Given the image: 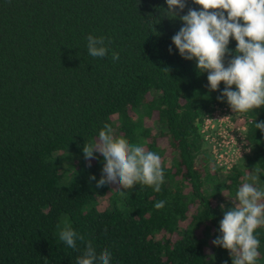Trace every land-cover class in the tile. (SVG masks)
Segmentation results:
<instances>
[{
	"label": "trees",
	"instance_id": "trees-1",
	"mask_svg": "<svg viewBox=\"0 0 264 264\" xmlns=\"http://www.w3.org/2000/svg\"><path fill=\"white\" fill-rule=\"evenodd\" d=\"M186 3L181 15L199 10ZM166 7V0H0V264H76L88 243L97 254L108 249L110 264H232L229 251L212 244L232 207L229 200L221 209L219 200L246 182L264 190V133L255 127L264 106L238 112L248 121L249 154L226 173L212 160L208 166L199 125L213 105L229 106L217 100L224 83L209 91L208 73L179 55L171 38L183 25L165 17ZM89 35L105 38V57L88 55ZM228 47H236L231 37ZM105 124L160 155L159 192L137 184L122 196L89 180L100 179L104 161L94 153L86 166L82 149ZM62 159L77 162L68 178ZM65 222L84 237L75 248L59 239ZM254 235L256 264H264V227Z\"/></svg>",
	"mask_w": 264,
	"mask_h": 264
},
{
	"label": "clouds",
	"instance_id": "clouds-1",
	"mask_svg": "<svg viewBox=\"0 0 264 264\" xmlns=\"http://www.w3.org/2000/svg\"><path fill=\"white\" fill-rule=\"evenodd\" d=\"M192 3L199 5V10L188 7L187 13L181 15L187 7L186 0H166L165 17L179 19L183 25L172 36V45L183 59H194L196 69L208 73L209 91H217L220 83H224L217 100L226 99L233 112L246 113L264 106V0H192ZM230 37L236 42L234 51L228 47ZM168 51L172 53L171 46ZM87 52L94 58L105 57L109 52L105 38L89 35ZM112 59L118 60L119 54L113 52ZM163 69L170 72L169 67ZM255 127L264 133V121L255 122ZM82 152L89 166L96 158L94 153L102 155L100 179L89 177L97 188L115 185L114 189L122 196L128 195L125 190L130 191L137 184L150 186L155 192L161 190L164 173L160 155L115 136L109 124L99 131L97 142L84 145ZM261 201L264 190L246 182L236 192L232 207L224 211L219 222L220 235L212 244L228 250L232 264H256L259 240L254 233L264 227ZM165 203L158 201L154 208L163 209ZM220 207L224 209L223 204ZM59 239L75 248L76 240L84 237L65 222ZM111 256L108 249L97 254L88 243L76 264H110Z\"/></svg>",
	"mask_w": 264,
	"mask_h": 264
},
{
	"label": "built area",
	"instance_id": "built-area-1",
	"mask_svg": "<svg viewBox=\"0 0 264 264\" xmlns=\"http://www.w3.org/2000/svg\"><path fill=\"white\" fill-rule=\"evenodd\" d=\"M247 122L227 105H213L203 116L199 125L202 145L217 167L228 171L237 159L249 154L244 139Z\"/></svg>",
	"mask_w": 264,
	"mask_h": 264
},
{
	"label": "rangeland",
	"instance_id": "rangeland-1",
	"mask_svg": "<svg viewBox=\"0 0 264 264\" xmlns=\"http://www.w3.org/2000/svg\"><path fill=\"white\" fill-rule=\"evenodd\" d=\"M111 119L112 120H114L115 119V116H111ZM151 123V129H152V132H153V134L154 133H156L157 134V131H158V127H156L155 126V123L153 122H151V120H147L146 121V124H150ZM113 134L116 136L117 135V133L115 132V130L113 129ZM157 142H158V145L159 146H164L165 145V139L164 138H162V137H159V138H157ZM202 155L203 156H205L206 158H207V161H208V166H210L211 165V158H210V156H209V154H208V152H207V148H206V146L205 145H202ZM246 156V155H245ZM244 157V156H243ZM242 158V157H241ZM241 158H239V159H237L236 160V162H238ZM92 161V160H91ZM68 162L69 161H66L65 159H62V160H59V163H58V167H59V171H63L64 172V168H65V172H64V176L66 177V178H68L69 176H71V170L73 169V168H75L76 167V165H77V162L75 161V160H72L71 162H72V167H70L69 165H67L68 164ZM83 162H84V164L86 165V166H89V164H88V161H86V159L84 158L83 159ZM221 171H222V173H226L227 172V170H224V169H222L221 168ZM107 187H109V188H112V189H114L116 186L115 185H107ZM239 189V188H238ZM108 196H109V192H106V194H104V196H98L97 197V206H98V208H103L104 207V205H105V203H106V201H107V198H108ZM223 197L225 198L224 200L223 199H221V200H219V203H221V205L223 204L224 206H225V202H227V201H229L230 200V203L231 204H233V202L235 201V196H232L230 199H229V196H228V192L227 191H224L223 192Z\"/></svg>",
	"mask_w": 264,
	"mask_h": 264
}]
</instances>
